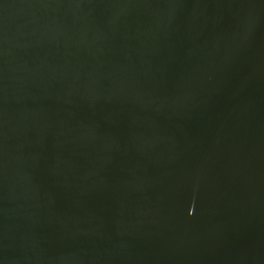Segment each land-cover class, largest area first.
<instances>
[{"label": "water", "instance_id": "1", "mask_svg": "<svg viewBox=\"0 0 264 264\" xmlns=\"http://www.w3.org/2000/svg\"><path fill=\"white\" fill-rule=\"evenodd\" d=\"M0 264H264V0H0Z\"/></svg>", "mask_w": 264, "mask_h": 264}]
</instances>
